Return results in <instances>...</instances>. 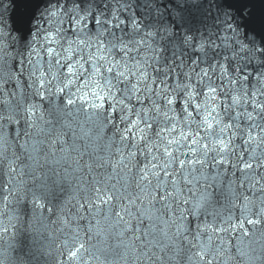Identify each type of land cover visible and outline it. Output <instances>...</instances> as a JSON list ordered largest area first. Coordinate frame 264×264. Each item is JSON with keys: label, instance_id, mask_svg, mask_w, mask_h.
I'll return each instance as SVG.
<instances>
[{"label": "snow or ice", "instance_id": "snow-or-ice-1", "mask_svg": "<svg viewBox=\"0 0 264 264\" xmlns=\"http://www.w3.org/2000/svg\"><path fill=\"white\" fill-rule=\"evenodd\" d=\"M22 233L45 264H264V0H0V264Z\"/></svg>", "mask_w": 264, "mask_h": 264}, {"label": "water", "instance_id": "water-1", "mask_svg": "<svg viewBox=\"0 0 264 264\" xmlns=\"http://www.w3.org/2000/svg\"><path fill=\"white\" fill-rule=\"evenodd\" d=\"M67 191H57L54 193V198H63ZM12 258L19 264L20 260L25 261V264H45L46 257L34 245L32 236L28 233L19 235L11 249Z\"/></svg>", "mask_w": 264, "mask_h": 264}]
</instances>
